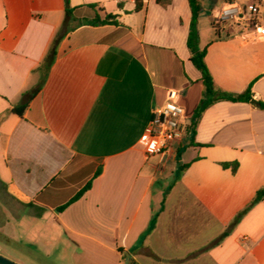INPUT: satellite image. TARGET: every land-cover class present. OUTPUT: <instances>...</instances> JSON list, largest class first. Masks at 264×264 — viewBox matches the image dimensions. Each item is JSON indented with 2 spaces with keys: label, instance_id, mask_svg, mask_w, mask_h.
<instances>
[{
  "label": "crops",
  "instance_id": "obj_1",
  "mask_svg": "<svg viewBox=\"0 0 264 264\" xmlns=\"http://www.w3.org/2000/svg\"><path fill=\"white\" fill-rule=\"evenodd\" d=\"M199 1L203 8L207 0ZM92 4L118 24H84ZM69 6L66 23L65 0H0V186L8 199L74 245L73 264H264V198L232 225L264 189V110L216 101L198 120L197 146L188 132L163 156L148 155L141 140L168 91L180 92L188 121L203 97L187 46L189 0H145L140 11L135 0ZM260 15L264 26V2ZM197 31L215 87L241 95L250 86L264 102V37L228 25L203 32L198 20ZM33 91L23 117L12 113ZM232 162L235 173L222 166ZM179 165L188 167L177 178Z\"/></svg>",
  "mask_w": 264,
  "mask_h": 264
},
{
  "label": "rangeland",
  "instance_id": "obj_2",
  "mask_svg": "<svg viewBox=\"0 0 264 264\" xmlns=\"http://www.w3.org/2000/svg\"><path fill=\"white\" fill-rule=\"evenodd\" d=\"M219 2L207 0L203 4L198 18L199 27L203 32L211 30L209 7L218 6ZM24 210L8 199L0 186V255L16 264H73L72 252L76 251L75 246L51 238L54 232L49 230L48 225L39 219L28 221L26 217H22ZM48 246L51 252L47 251Z\"/></svg>",
  "mask_w": 264,
  "mask_h": 264
},
{
  "label": "trees",
  "instance_id": "obj_3",
  "mask_svg": "<svg viewBox=\"0 0 264 264\" xmlns=\"http://www.w3.org/2000/svg\"><path fill=\"white\" fill-rule=\"evenodd\" d=\"M145 0H135V10L140 11L143 7V2ZM158 4H163L165 0H156ZM191 11H192V23H191V30L187 41V46L189 51L191 52V62L194 65V67L201 73L202 75V83L204 85V92L203 97L200 101V104L194 111L193 116L191 117L190 124L188 127V132H190L192 137V145L197 146V144L194 142V134L196 131L197 123L199 118L201 117L202 113L206 110L207 107H209L211 104H213L216 101L225 100V101H232V102H250L256 107L264 110V102L256 101L251 93V87L246 90L245 93L241 95H232L226 92L221 91L220 89L216 88L214 85L213 78L211 76V73L206 65L205 62V56H206V49L200 50L198 49V31H197V20L199 18V15L202 11V6L200 4L199 0H189ZM65 14H66V23H68L73 18V9L69 6V0H65ZM90 9H92L95 13L94 17L92 19H85L84 24H91V25H105V24H118L117 18L118 16L113 14H108L106 11L100 7H98L95 4L88 5ZM56 55L55 46H52L51 53L47 56L46 60L44 61V65L48 67L51 63V61L54 59ZM35 91H33L30 94L24 95L23 102L14 109L11 110L12 113L18 115L19 117H23L25 111L27 110L29 106L30 100L34 97ZM222 166L224 168H231L232 171L235 173L238 168L237 162L232 163H223ZM188 167V165H179L178 171H177V178H180V176L183 174L185 169ZM100 174V171L96 173V176ZM91 188V182H89L86 186H84L72 199L71 201L58 208V211L64 210L69 204L77 201L79 198H81L85 192H87ZM264 198V189L257 192L256 197L253 201V203L245 209L243 212L238 214V216L234 219V222L232 225H235L240 218L249 210L251 206H253L255 203L259 202ZM120 253H122V249H118ZM129 264H137L133 259L129 260Z\"/></svg>",
  "mask_w": 264,
  "mask_h": 264
},
{
  "label": "built area",
  "instance_id": "obj_4",
  "mask_svg": "<svg viewBox=\"0 0 264 264\" xmlns=\"http://www.w3.org/2000/svg\"><path fill=\"white\" fill-rule=\"evenodd\" d=\"M263 2L264 0L247 3L234 1L215 6L210 14L211 25L216 29L228 25L247 35L264 37L260 15ZM179 99V91H168L165 102L152 110L150 122L141 139L148 155L163 156L188 133L189 121Z\"/></svg>",
  "mask_w": 264,
  "mask_h": 264
},
{
  "label": "water",
  "instance_id": "obj_5",
  "mask_svg": "<svg viewBox=\"0 0 264 264\" xmlns=\"http://www.w3.org/2000/svg\"><path fill=\"white\" fill-rule=\"evenodd\" d=\"M0 264H16V263L11 261L10 259L0 255Z\"/></svg>",
  "mask_w": 264,
  "mask_h": 264
}]
</instances>
